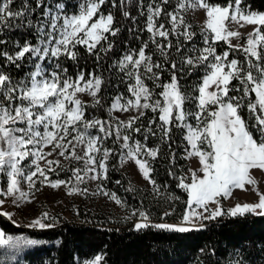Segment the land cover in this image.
<instances>
[{
    "label": "snow or ice",
    "instance_id": "snow-or-ice-1",
    "mask_svg": "<svg viewBox=\"0 0 264 264\" xmlns=\"http://www.w3.org/2000/svg\"><path fill=\"white\" fill-rule=\"evenodd\" d=\"M169 2L159 0L156 3L153 0L145 13L143 0H135L140 15L146 16V21L142 29L129 27L128 30L146 31L149 39L141 40L138 50L129 48L108 65V70H118L127 80L128 92L134 98H126L123 94L113 97L107 109L109 116L113 111L129 112L132 109L139 116H143L147 109L158 111L160 123L149 121V127L142 129L136 126L139 116L129 117L127 121L114 117L109 121L96 117L89 120L86 114L89 107L104 106L106 97L103 93L108 81L103 72L98 74L95 70L88 72L80 68L74 76H70L68 67L62 63L65 59L78 62L81 58L78 48L82 46L90 57H94L95 67L99 68L115 52V38L120 36L123 27L115 12L105 13L103 9L110 3L111 8L120 11L124 20H130L135 25L137 18L128 9L133 0H77L72 11H69L68 0H22L18 10L12 7L16 0H0V177H3L0 207L6 203L5 197L11 198L13 205L28 201L32 193L21 189L22 182H26L29 189L45 182L57 188L72 185L74 178L76 184L69 188L70 192L83 191L87 194V188L81 190L78 187L86 181H98L97 190L102 191L103 181L108 178L109 158L116 155L120 156L122 163L125 160L134 161L139 173L152 185L153 192L159 194V185L152 177L155 169L151 163L158 158L159 145L148 148L147 140L158 132L161 143H167L172 139L175 127L184 131V140L188 145L185 158L198 157L201 166L196 170L189 169L190 182H186L188 178L185 176L178 177V187L187 193L188 207L179 225H153L148 215L140 211L141 221L135 223L134 228L139 231L155 227L187 233L201 230L205 227L204 221L224 215L264 216V193L256 189L257 181L250 175L251 170L264 172V12L244 6V0H228L224 6L213 5L210 0H187V3L177 0L173 11H166ZM188 7L205 11L206 19L199 33L203 38V48L196 46L197 33L191 30L192 26L181 15ZM161 17L170 18V27L159 23ZM230 23L241 27L244 24L255 26L248 34L246 45L235 46L245 53L246 68L238 59L229 60L230 52L227 50L217 54V43L227 42L231 37L241 38L239 31L230 30ZM20 30L32 33L36 42L26 39L21 44L17 40L14 42V53L8 51L10 41L3 39V34ZM170 36L177 37L175 44ZM181 37L185 43L192 45L187 52L184 51L185 44L180 42ZM134 38L140 39V36ZM150 45L155 51H149ZM173 47L178 59L173 58ZM229 47H232L230 43ZM157 53L164 63L155 59ZM25 64L29 69L20 79L10 70H5L14 67L19 71ZM165 64L170 65L171 80L157 85L163 89L159 94L162 101L157 99L153 102V90L146 87L144 80H160ZM185 66L189 75L197 68L204 70L201 79L193 85L196 94L187 93L180 83ZM234 80L242 85L243 97L255 95V101H249L247 107L256 119L252 127L259 131V140L240 114L242 97L231 94L241 91L240 87H233ZM78 93H87L93 103H83L77 97ZM189 101L195 104V111L186 109ZM190 118L195 119V125ZM133 132H143L144 143L133 141ZM110 138L114 145H118L119 151L104 147ZM47 146L58 149L65 160L83 162L84 167L66 169L72 173L68 181L51 180L48 173L63 166L58 160H46L44 167L40 166L39 161L51 155L44 151ZM169 175L175 174L169 171ZM246 185H252L257 191L258 201L237 203L225 213L220 206V198L228 199L233 195V189L246 190ZM126 191L135 193L136 189L129 184ZM103 194L117 204L124 203L116 193ZM209 204L216 207L210 209ZM169 214L166 212L165 216ZM0 215L15 224L10 213L0 212ZM49 217L50 214L44 211L27 227L52 229L56 226V218L50 220ZM42 243L44 241L25 235L6 237L0 229V246H7L15 252ZM234 255L235 259L230 264H244L242 251ZM103 260V255L97 254L83 261L77 258V264H103Z\"/></svg>",
    "mask_w": 264,
    "mask_h": 264
},
{
    "label": "trees",
    "instance_id": "trees-1",
    "mask_svg": "<svg viewBox=\"0 0 264 264\" xmlns=\"http://www.w3.org/2000/svg\"><path fill=\"white\" fill-rule=\"evenodd\" d=\"M76 1L68 0L69 11L73 10L72 6L76 4ZM152 2L153 0H143L145 13L148 4ZM156 3H159V0H156ZM210 3L224 6L228 0H210ZM21 5L22 0H16L12 6L13 10H18ZM244 6H250L254 11H264V0H244ZM175 7L176 0H170L166 11H173ZM128 9L137 18L135 25L130 20H124L120 11L111 8L110 3L103 9L105 13L115 12L123 27L120 36L115 38L117 45L115 52L110 58L104 60L99 68L95 67L94 57H90L82 46L78 48L81 57L78 62L66 59L62 61L64 66L68 67L70 76H74L77 68H80L88 72L95 70L98 74L103 72L108 81L103 93L106 97L104 106L103 108L89 107L86 112L89 120L96 117L109 121L110 116L107 109L111 106L112 98L119 94H123L126 98L131 97L128 92V82L122 74L118 70H108V65L112 63L113 59L118 60L129 48L138 50L141 40L149 39V33L146 31L142 33L129 32V27L142 29L146 16L140 15L135 0L128 6ZM169 19L161 17L159 23L170 27ZM197 29L196 25H193L192 31L197 33L195 43L199 48L202 40ZM136 35H139L140 39H135ZM2 38L10 41L8 51L13 53L15 51L14 42L17 40L21 44L26 39H31L33 43L36 42L32 33L24 30L6 32ZM169 39L175 44L177 37L170 36ZM163 42L167 43V41ZM180 42L185 44V52L192 46L191 43H185L182 37ZM215 48L217 54H222L225 50L229 51V60L238 59L245 68L247 67L245 53L236 49L235 46L229 47L226 42H219ZM149 51H155L154 46L150 45ZM171 52L173 58L178 59L175 47L171 49ZM155 59L164 63L158 53ZM28 69L29 66L25 64L19 71L14 67L5 70H10L17 79H20L24 77ZM203 71V68H197L189 75L187 66H185L180 83L187 93L196 94L193 85L201 79ZM170 80V65L167 64H165V70L160 73V80L155 82L149 79L144 80L145 85L153 90V101L160 98L159 94L163 90L157 85L170 82ZM131 82L134 83V80ZM232 84L233 87L241 88V91H234L231 94L242 97L243 106L240 108V114L249 124L254 137L259 140V131L252 127L255 125L256 119L247 107L249 101H255V95L243 97L242 85L239 84V81L234 80ZM185 107L189 111L196 110L195 104L191 101ZM153 120L156 121V124L160 123L159 112H153L151 109L144 110V115L139 116L136 120V126L147 129L149 121ZM190 122L195 123V119L190 118ZM152 127L155 131V124ZM171 135L172 139L167 143H161L158 132L156 136H149L147 140L148 148L159 145L158 158L151 161L155 169L152 177L159 185V194L154 193L152 187L133 183L129 174L120 167L119 155L109 158L108 178L103 181L104 188L116 193L124 203L131 205L138 213L145 212L153 225L158 224L162 219L170 222L179 221L187 208V193L178 187V177L185 176L189 171V163L185 158V149L188 145L184 140L183 130L173 127ZM132 140L144 143V133L133 132ZM104 147L116 148L119 151L118 145L113 144L112 138L105 142ZM169 171L175 175H169ZM116 181H120V183L117 184ZM129 184L136 189L135 193L126 191ZM166 212L170 214L165 216ZM78 217V220L75 221H61L54 228L47 230L23 229L0 217V229L5 234L25 235L44 241L42 244L24 248L19 252H15L7 246H0V264H49V262L50 264H77V258L83 261L97 254L103 255V264H230V261L235 259L234 254L237 251H242L244 264H264V216L247 214L243 217H231L226 215L215 220H207L204 222L205 227L201 230L187 233L159 230L155 227L138 231L134 228L135 224L131 220L119 221L108 218L102 213L85 210L80 211ZM201 249L204 251L202 252Z\"/></svg>",
    "mask_w": 264,
    "mask_h": 264
},
{
    "label": "rangeland",
    "instance_id": "rangeland-1",
    "mask_svg": "<svg viewBox=\"0 0 264 264\" xmlns=\"http://www.w3.org/2000/svg\"><path fill=\"white\" fill-rule=\"evenodd\" d=\"M185 3H187V0H185ZM176 6H177V0H176ZM260 12H264V11H260ZM181 15L184 16L185 20L187 21V23H189L192 26V28L193 25H196L199 34L200 29L204 26V21L206 19L205 11L199 9L198 7L197 8L188 7L186 11L181 13ZM229 28L230 30L239 31L241 33V38L237 39L235 37H231L229 38V41H227L226 43L228 45L230 43L232 46H237V45L244 46L246 45L248 34L253 32L255 26L244 24L243 27H241L239 24L230 23ZM200 37L202 42L199 48H203L204 47L203 38L202 36ZM77 97L81 99V101L85 104H89L93 102L92 97L87 93H78ZM128 98H133V97H128ZM159 99L162 101L161 96ZM134 116H139L138 112L135 109H132L129 112L113 111L110 119L114 117L119 120L127 121L129 117H134ZM114 122L115 121H113V123ZM195 123L192 124L195 125ZM93 134L95 135V133ZM204 147L207 148L206 145ZM44 151L51 153V155L46 156L45 160L39 161L41 167H44L46 160H53V161L58 160L60 165L63 166V168H58L57 171L48 173L49 178L53 181L56 179L68 181L69 178L72 176V173L71 171H68L66 169L84 167L83 162H77L74 160L72 161L65 160L64 157L59 155V150L58 149L53 150L52 146L45 147ZM187 160L189 163V169L196 170L201 167L199 164L198 157L195 156L188 157ZM119 165L124 171H126L129 174L130 179L133 183H135L136 185H144L146 187H152V185L143 178L142 174L139 173L138 167L135 165L134 161L125 160L122 163L119 157ZM53 167L56 168L57 166L53 165ZM200 175H202V173H200ZM250 175L252 176L253 179L257 181V184L255 186L256 189H258L260 193H264V172H262L261 170H251ZM185 176L188 178L186 182H190L191 173L188 171ZM2 182H3V177H0V183ZM98 183H99L98 181H86L85 183L80 184L78 187L81 190L84 188L88 189L87 194H84L83 191H71V192L69 191V188L72 185L76 184L74 178L72 180V185L65 184L57 188H52L47 184V182H45L44 184H38L36 185V187L29 189L28 184L26 182H22L20 185L21 189L25 192L31 191L32 193V195L28 198V201L31 202L20 201L19 204L13 205L11 203V198L5 197L4 199L6 200V203L4 204L3 207H0V212L10 213L15 220V224H13L11 220H9L6 216L0 215V217L4 218L9 223L15 226L22 227L23 229H33L27 227V225L31 222L33 218H36L44 211H47L50 214L49 217L50 220L52 217L56 218L55 220L56 224H58L61 221L78 220L79 218L78 214L82 210L91 211L92 213H102L105 214L108 218L119 221L131 220L134 224L141 221V217L139 216V213L136 211V209L132 208L131 205L126 203H123L122 205L117 204L109 196L103 194L104 192L114 193L113 191H109L104 187L102 188V191H98L97 190ZM257 201H258L257 191L253 190L252 185H246V190L233 189V195L230 198L228 199L220 198V206L222 207L224 212L227 213V210L233 207L237 203H241V204L246 202L255 203ZM208 207L210 209H213L216 207V205L209 204ZM134 211L137 214V217L133 215ZM182 218L179 221H174V222H170L169 220L162 219L158 223L179 225L181 224ZM33 230H37V229H33ZM5 235L6 237L8 236L7 234Z\"/></svg>",
    "mask_w": 264,
    "mask_h": 264
},
{
    "label": "built area",
    "instance_id": "built-area-1",
    "mask_svg": "<svg viewBox=\"0 0 264 264\" xmlns=\"http://www.w3.org/2000/svg\"><path fill=\"white\" fill-rule=\"evenodd\" d=\"M151 222V221H150Z\"/></svg>",
    "mask_w": 264,
    "mask_h": 264
}]
</instances>
